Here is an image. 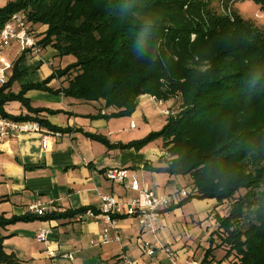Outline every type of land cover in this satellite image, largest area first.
<instances>
[{"label":"trees","instance_id":"1","mask_svg":"<svg viewBox=\"0 0 264 264\" xmlns=\"http://www.w3.org/2000/svg\"><path fill=\"white\" fill-rule=\"evenodd\" d=\"M236 1L245 0H7L0 6V28L12 14L25 12L30 25L44 27L37 38L41 49L51 46L58 57H73L43 81L20 84L14 93L11 86L23 75L16 65L21 54L0 86V117L69 132L38 116L61 110L32 107L25 97L30 89L102 101L110 112L92 118L130 115L142 95L161 101L180 97V110L142 139L123 144L84 135L109 149L139 150L162 140L164 166H144L189 176L194 192L160 213L193 198L216 201L211 211L217 227L199 264L229 258L230 264H264V28L232 9ZM252 1L264 10V0ZM60 78L65 86H48ZM11 101L27 113H7ZM240 190L244 193L236 197ZM225 203L224 215L217 209ZM86 209L0 215V230L18 221L71 219ZM4 239L0 232V264H24L5 251ZM221 247L225 254L215 260L214 250Z\"/></svg>","mask_w":264,"mask_h":264},{"label":"crops","instance_id":"2","mask_svg":"<svg viewBox=\"0 0 264 264\" xmlns=\"http://www.w3.org/2000/svg\"><path fill=\"white\" fill-rule=\"evenodd\" d=\"M41 28L42 31L44 27ZM21 54L23 57L16 65L23 75L12 84L11 91L14 93L19 91L20 84L43 81L57 69L52 60L59 58L51 46L42 48L39 56H33L29 52H22L18 43H12L0 49V59L11 65L6 71L7 79L12 74L13 63ZM65 84L64 79L60 78L53 79L48 86L56 90ZM25 97L30 100L32 107L61 110L55 114L41 112L38 116L51 125L68 128L69 132L51 135L45 148L41 145L42 135L35 132L7 136L0 141V215L10 218L33 213L29 208L35 203L46 207V212L83 207L98 210L104 195L130 201L137 196V191L128 187L134 175L141 187L151 190L155 195L171 197L169 205L160 211L194 192L189 176L157 173L144 166H164V163H160L161 157L165 158L161 139L155 142L156 145L149 143L136 150L109 149L86 137L85 132L95 133L105 136L110 143L123 144L137 138L132 136L130 131L135 127L131 129L130 124L124 128L115 118H92L110 112L103 107L102 101H82L41 89H30L26 91ZM143 98L151 100V96L142 95L138 104ZM4 108L12 115L27 113L18 101L8 102ZM139 114L140 111L135 110L132 116ZM110 168L126 170L127 178L123 183H114L105 177V171ZM171 187H174L173 190L166 192ZM181 190L185 191V195L181 194ZM182 214L181 211L177 218H181ZM165 216L166 212L160 213L159 219L154 222L155 230L151 232L142 228L135 217L125 214L115 219L117 233L110 232L108 243L100 242L105 225L103 219L77 221L73 217L18 221L6 225L0 232L5 236V251L14 254L24 264H185L190 259L199 264L208 246L203 248L202 256L197 258L200 253L198 243L184 238L172 240L168 230L174 223L168 222ZM184 223L187 229L196 227L193 223ZM41 232L45 237L38 241L36 236ZM144 243L154 248L151 256L146 253ZM165 246L170 248L173 257L166 254ZM216 253L214 250L213 255Z\"/></svg>","mask_w":264,"mask_h":264},{"label":"built area","instance_id":"3","mask_svg":"<svg viewBox=\"0 0 264 264\" xmlns=\"http://www.w3.org/2000/svg\"><path fill=\"white\" fill-rule=\"evenodd\" d=\"M31 25L27 21L25 12H17L0 28V49L6 48L12 43H18L22 52H29L33 56H39L41 52L40 46L37 44V38L31 32ZM11 68V65L0 59V86L7 81L6 71ZM151 100L161 103L160 100L151 97ZM161 114L165 117L168 114L167 110H162ZM131 129L135 127L131 122ZM24 132H35L42 135L41 145L46 147L48 139L51 135L59 136V131H52L41 126L37 121L22 120L15 121L10 118L0 117V141L7 136H15ZM105 177L114 183H123L127 178V173L124 168H110L105 171ZM134 191H137V196L130 201H120L113 195H104L102 197V204L98 210L87 208L85 211L77 214L75 220L81 221L86 219H103L105 225L102 228L100 242L108 243L110 241V232L117 233V225L115 219L111 215L126 214L135 217L142 228L148 229L153 232L154 222L160 217V209L169 205L170 196L155 195L151 190L141 187L139 180L134 175L130 184L128 185ZM181 194L185 195V191L181 190ZM34 214L43 215L46 213L47 208L40 203H35L29 208ZM45 235L43 232L39 233L36 238L42 241ZM118 239V237H115ZM146 253L152 255L154 248H151L149 243H144ZM164 251L169 257H173L170 248L165 246ZM71 257V256H69ZM132 264V263H128ZM185 264H198L196 261L190 259Z\"/></svg>","mask_w":264,"mask_h":264},{"label":"rangeland","instance_id":"4","mask_svg":"<svg viewBox=\"0 0 264 264\" xmlns=\"http://www.w3.org/2000/svg\"><path fill=\"white\" fill-rule=\"evenodd\" d=\"M6 1L7 0H0V6L4 5ZM232 9L236 10L238 14H240V16H242L243 18L250 19L256 25L264 28V10H261L260 7L255 4L252 0L236 1L232 3ZM31 26V32L33 33V35H35V38H38L42 28L38 24ZM70 60L72 61L73 57H59L57 59H54V61L52 60V64L54 65V68H62L68 62H70ZM169 101H171V103L165 106L164 103ZM180 104V97H172L167 101H161L160 104L155 102V105L151 100H148V98H143L135 109L140 111L139 115L132 116L135 112L134 111L130 115H124L114 118L118 119L117 123L124 128L128 127L129 124L133 122L135 128L132 129L130 132L132 136H137V138L133 140H139L148 136L151 132L159 131L163 127L166 122V118L163 114H161L162 110H167L169 115H175L180 110ZM144 117H146L147 119H145ZM157 140L159 139H155L149 143L152 145H156L155 142ZM173 188L174 187H171L166 192L172 191ZM243 193L244 191L240 190L236 194V197L237 195H242ZM215 203L216 201L214 199L193 198L190 201L181 205L179 208H175L169 212H166L165 218L168 219V222L174 223L171 229L168 230V235L170 236V238L172 240H180V238L191 239L196 244L198 243L200 253L197 254V258L202 256L203 248L205 246H209L210 233L214 228H216V220L214 218L215 213L214 211L210 212L211 208H213L212 206ZM228 203L230 202L228 201ZM228 203H225V205L222 207H218V212L225 215L229 208ZM181 211L183 213L182 217L177 218V215L181 214ZM174 215H176V217ZM184 222H190L195 224V229H187L186 223ZM217 242L218 241L216 239L215 244ZM215 250L217 251L216 255L214 254L215 258L217 260L223 258L225 254V249L221 247L216 248ZM232 260V258H229L227 260L225 259L221 264H230Z\"/></svg>","mask_w":264,"mask_h":264}]
</instances>
